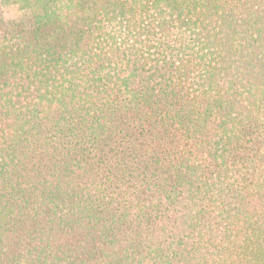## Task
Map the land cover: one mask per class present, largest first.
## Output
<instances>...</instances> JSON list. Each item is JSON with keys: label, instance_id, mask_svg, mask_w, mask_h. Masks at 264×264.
<instances>
[{"label": "trees", "instance_id": "obj_1", "mask_svg": "<svg viewBox=\"0 0 264 264\" xmlns=\"http://www.w3.org/2000/svg\"><path fill=\"white\" fill-rule=\"evenodd\" d=\"M0 6V264H264V0Z\"/></svg>", "mask_w": 264, "mask_h": 264}, {"label": "rangeland", "instance_id": "obj_2", "mask_svg": "<svg viewBox=\"0 0 264 264\" xmlns=\"http://www.w3.org/2000/svg\"><path fill=\"white\" fill-rule=\"evenodd\" d=\"M20 13H21L20 11L14 8H2L0 6V35L2 32V26H3L2 22L12 20L14 18H18Z\"/></svg>", "mask_w": 264, "mask_h": 264}]
</instances>
